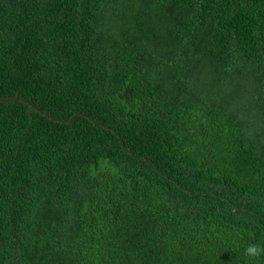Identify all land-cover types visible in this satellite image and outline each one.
Wrapping results in <instances>:
<instances>
[{
    "label": "trees",
    "instance_id": "1",
    "mask_svg": "<svg viewBox=\"0 0 264 264\" xmlns=\"http://www.w3.org/2000/svg\"><path fill=\"white\" fill-rule=\"evenodd\" d=\"M0 264H264V0H0Z\"/></svg>",
    "mask_w": 264,
    "mask_h": 264
},
{
    "label": "clouds",
    "instance_id": "2",
    "mask_svg": "<svg viewBox=\"0 0 264 264\" xmlns=\"http://www.w3.org/2000/svg\"><path fill=\"white\" fill-rule=\"evenodd\" d=\"M245 255L249 258L255 259L264 256V245L250 244L245 248Z\"/></svg>",
    "mask_w": 264,
    "mask_h": 264
},
{
    "label": "water",
    "instance_id": "3",
    "mask_svg": "<svg viewBox=\"0 0 264 264\" xmlns=\"http://www.w3.org/2000/svg\"><path fill=\"white\" fill-rule=\"evenodd\" d=\"M0 102H2V101H0Z\"/></svg>",
    "mask_w": 264,
    "mask_h": 264
}]
</instances>
